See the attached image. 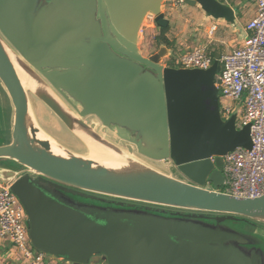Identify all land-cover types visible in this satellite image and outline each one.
Wrapping results in <instances>:
<instances>
[{
    "label": "water",
    "instance_id": "obj_1",
    "mask_svg": "<svg viewBox=\"0 0 264 264\" xmlns=\"http://www.w3.org/2000/svg\"><path fill=\"white\" fill-rule=\"evenodd\" d=\"M166 1L0 0V91L11 107L10 139L0 143V185L23 207L30 244L45 258L264 264V239L244 232L264 225V195L238 199L220 191L222 157L252 147L249 126L235 127L236 111L220 117L214 85L220 55L209 69L190 70L163 67L164 45L147 59L138 51L142 23L148 16L154 24L166 20ZM184 4L235 24L238 9L219 0ZM8 55L54 96L29 92L68 131L75 135L77 125L130 167L116 171L91 158L55 155L33 126L28 91ZM97 131L116 137L121 149Z\"/></svg>",
    "mask_w": 264,
    "mask_h": 264
},
{
    "label": "built area",
    "instance_id": "obj_2",
    "mask_svg": "<svg viewBox=\"0 0 264 264\" xmlns=\"http://www.w3.org/2000/svg\"><path fill=\"white\" fill-rule=\"evenodd\" d=\"M237 1L253 5L256 13L245 26L247 36L242 44L220 54L214 85L219 92L221 119L236 111L235 127L249 126L252 147L236 148L222 157L225 183L220 191L238 199H253L264 195V0ZM146 19L153 24L152 16ZM216 31V25L210 26L206 30L208 43L176 56L173 68L209 69L213 63L209 45ZM25 220L18 199L0 185V238L11 242L21 264H46L45 256L30 244Z\"/></svg>",
    "mask_w": 264,
    "mask_h": 264
},
{
    "label": "rangeland",
    "instance_id": "obj_3",
    "mask_svg": "<svg viewBox=\"0 0 264 264\" xmlns=\"http://www.w3.org/2000/svg\"><path fill=\"white\" fill-rule=\"evenodd\" d=\"M224 2L225 0H219ZM164 9L161 11L164 17L167 18L171 31L170 38H180L184 43V49H191L199 44H207L206 29L210 25L217 26V32L211 40L209 45L210 52L212 54H222L231 51L236 48L242 34L245 35V24L239 23L236 26L225 23L224 21H215L208 18L199 6L189 7L184 4V0H167L164 2ZM244 21V20H243ZM142 40L139 41V53L142 57L147 59L149 56L157 53L160 47L156 46L154 37L157 35L158 30L153 22L149 20L142 23ZM242 36V39L244 37ZM241 39V41H242ZM165 47L166 46H161ZM182 48V47H181ZM168 50V55L161 59L160 64L162 66H173L174 58L179 54L177 48L171 47ZM171 61V62H170ZM1 93V91H0ZM29 105H30V118L32 119L33 126L39 129L42 133V137L48 139L50 143L58 150L59 154L64 156L75 155L79 157L89 158V149L87 145L79 140L75 135L66 129V127L50 112V110L31 93L28 92ZM220 105H222L220 103ZM11 107L9 105V99L5 96V93L0 94V143H7L10 139L11 131ZM97 134L100 133L97 131ZM103 140L108 144L121 149V146L115 142L116 137H106L100 135ZM103 147V146H102ZM106 148V147H105ZM110 149V148H106ZM109 151H113L110 149ZM136 154V153H135ZM136 157L142 161L148 162L151 166L160 168L158 164L148 161L136 154ZM221 189V188H220ZM223 190V189H222ZM177 213H189L197 214L195 212L179 211V210H167ZM211 217V216H210ZM226 227L233 228L234 223L224 222ZM244 232L254 235L258 238L264 239V225L253 223L244 228ZM262 243V242H261ZM46 264H52L46 262Z\"/></svg>",
    "mask_w": 264,
    "mask_h": 264
},
{
    "label": "bare ground",
    "instance_id": "obj_4",
    "mask_svg": "<svg viewBox=\"0 0 264 264\" xmlns=\"http://www.w3.org/2000/svg\"><path fill=\"white\" fill-rule=\"evenodd\" d=\"M10 58V61L16 71V74L25 90L28 92H31L35 94L36 96L39 95H47L50 97H54L37 79L36 77L30 73L16 58H14L12 55H8ZM72 131L75 133V135L84 141L89 146V156L91 159H94L98 162H104L105 166H107L108 169L112 170H125L130 167V162L122 158L118 155L111 154L105 152L103 149L98 147L97 145H93L92 139L89 136L88 133L83 131L80 127L77 125H72ZM38 140H41V138L36 135ZM52 144V143H51ZM57 150L53 149V153L55 155Z\"/></svg>",
    "mask_w": 264,
    "mask_h": 264
},
{
    "label": "crops",
    "instance_id": "obj_5",
    "mask_svg": "<svg viewBox=\"0 0 264 264\" xmlns=\"http://www.w3.org/2000/svg\"><path fill=\"white\" fill-rule=\"evenodd\" d=\"M221 3L227 5V6L231 7V8H237L238 9L237 10V13L235 14V24L233 26H236L239 23H244L245 26H246V24L248 23V21L251 20L255 16V13H256L255 7L253 5H250V4L246 3V2H244V1L225 0L224 2H221ZM164 5L165 4L162 5V9H164ZM165 19L168 20L167 18H165ZM145 21H147V19ZM46 22H47V20H44V23H46ZM168 24H169V22H168ZM210 26H212V25H210ZM210 26H208V28ZM169 29H170V24H169ZM142 31L143 30L141 28L140 33H139V36H138V43H139L140 40H142V35H143L142 34L143 33ZM157 35H158V33H157ZM157 35L155 37H157ZM171 35H172L171 34V31H168V33L166 34V38H167V40L169 42V45L166 46V48L168 50L170 49V51H172L171 47L173 46L174 48H177V52L179 51V54L178 55H181V54H184V53L190 51L193 48L192 47L189 50L188 49L183 50L185 46H184V43L182 42V40L180 38H178V39L177 38H174V37L173 38H170ZM243 35L244 34H242V36ZM242 36L240 37V41L238 42L237 47L242 44L243 40L247 36V32H245V35H244L243 39H242ZM241 39H242V41H241ZM139 49L140 48L138 46V51H139ZM163 67H166V66L164 65ZM167 67H169V66H167ZM133 103L134 102H131V105H133ZM138 112L139 113H142V109H140V111H138ZM45 261L46 262H51L52 264H64L61 260H58V259H51V258L49 259V258H46ZM0 264H21V262L19 260V257L15 253L11 242L9 240L3 239V238H0Z\"/></svg>",
    "mask_w": 264,
    "mask_h": 264
},
{
    "label": "trees",
    "instance_id": "obj_6",
    "mask_svg": "<svg viewBox=\"0 0 264 264\" xmlns=\"http://www.w3.org/2000/svg\"><path fill=\"white\" fill-rule=\"evenodd\" d=\"M155 26L158 29V35H157V37L154 38L156 46L159 47L160 45H164V46L169 45V42L166 38V34L169 31L168 21L167 20H161L157 24H155ZM169 67H173V66L169 65Z\"/></svg>",
    "mask_w": 264,
    "mask_h": 264
},
{
    "label": "flooded vegetation",
    "instance_id": "obj_7",
    "mask_svg": "<svg viewBox=\"0 0 264 264\" xmlns=\"http://www.w3.org/2000/svg\"><path fill=\"white\" fill-rule=\"evenodd\" d=\"M256 243H257V242H256ZM253 245H254V246H253L254 248H257V247H255L256 244L253 243ZM251 248H252V247H248V249H251ZM259 248H260L262 251H264V247H259ZM263 260H264V259H263Z\"/></svg>",
    "mask_w": 264,
    "mask_h": 264
}]
</instances>
